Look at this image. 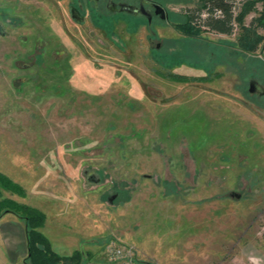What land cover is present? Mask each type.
Segmentation results:
<instances>
[{
	"label": "rangeland",
	"instance_id": "rangeland-1",
	"mask_svg": "<svg viewBox=\"0 0 264 264\" xmlns=\"http://www.w3.org/2000/svg\"><path fill=\"white\" fill-rule=\"evenodd\" d=\"M148 1L167 17L0 0V172L19 189L0 199L39 208L81 264L109 241L152 264H264V94L247 82L264 87V4L231 0L229 34L193 37L174 25L206 0Z\"/></svg>",
	"mask_w": 264,
	"mask_h": 264
},
{
	"label": "trees",
	"instance_id": "trees-1",
	"mask_svg": "<svg viewBox=\"0 0 264 264\" xmlns=\"http://www.w3.org/2000/svg\"><path fill=\"white\" fill-rule=\"evenodd\" d=\"M264 4V0H262ZM231 0H206L204 7L206 15H191L189 19L182 23H176L174 26L183 34L197 37L199 26H193L196 23L204 26L207 30L222 34H229L232 29V14L235 6ZM215 12H218L216 15ZM256 37V36H255ZM254 37V38H255ZM255 45L254 43H250ZM250 45V46H251ZM1 189L18 193V185L0 172V192ZM11 212L21 217L25 222L27 256L26 264H81L83 255L80 251L74 250L71 254L57 253L49 243V239L41 232L45 222V214L39 208L19 203L11 198L0 199V215L4 212Z\"/></svg>",
	"mask_w": 264,
	"mask_h": 264
},
{
	"label": "flooded vegetation",
	"instance_id": "flooded-vegetation-1",
	"mask_svg": "<svg viewBox=\"0 0 264 264\" xmlns=\"http://www.w3.org/2000/svg\"><path fill=\"white\" fill-rule=\"evenodd\" d=\"M102 1L104 2V6L107 8V11H110V12H118V13L125 12V13H129V14H133L134 16H135V14L142 15L148 21V18L146 15H144L142 13H135L134 9L138 8L140 6V4H142L143 7L145 9H147V11L150 14V21L152 20V18L155 15L160 16V13L155 12V10H156L155 6L157 4L154 2H150L148 0H138L137 5H135V0H132L130 2H128L127 0H96L97 4L102 2ZM98 6H99V4H98ZM71 8L74 9V11H73L74 15H72V17L74 19H76L77 21L81 20L83 16H82V13L80 12V9L77 7H71ZM160 8H162V7H160ZM70 11H71V9H70ZM163 11H164V17L163 18H166L167 17L166 12L164 9H163ZM247 82L249 85L250 92L251 91H253V92L258 91L259 94H264V87H261V85H259V83L257 81H255V78H249V81H247Z\"/></svg>",
	"mask_w": 264,
	"mask_h": 264
},
{
	"label": "built area",
	"instance_id": "built-area-1",
	"mask_svg": "<svg viewBox=\"0 0 264 264\" xmlns=\"http://www.w3.org/2000/svg\"><path fill=\"white\" fill-rule=\"evenodd\" d=\"M85 264H152L139 258L137 249L117 241L107 242L102 250L101 260L87 261Z\"/></svg>",
	"mask_w": 264,
	"mask_h": 264
},
{
	"label": "crops",
	"instance_id": "crops-1",
	"mask_svg": "<svg viewBox=\"0 0 264 264\" xmlns=\"http://www.w3.org/2000/svg\"><path fill=\"white\" fill-rule=\"evenodd\" d=\"M8 230L9 232L13 233V235L9 237V239L11 240L10 242H12L11 245L9 246L10 247L9 254H7L9 257V264H22L18 262V256H20L21 254L19 250L26 251L27 253L25 224L13 222L5 227V231H8Z\"/></svg>",
	"mask_w": 264,
	"mask_h": 264
},
{
	"label": "water",
	"instance_id": "water-1",
	"mask_svg": "<svg viewBox=\"0 0 264 264\" xmlns=\"http://www.w3.org/2000/svg\"><path fill=\"white\" fill-rule=\"evenodd\" d=\"M155 12L156 13H160V16H161V18H163L164 17V11H163V8H160V6L159 5H156L155 6ZM135 10V13H142V14H144V15H146L147 16V18H148V22L150 21V14H149V12L147 11V9H145L144 7H143V5L142 4H140V6L138 7V8H135L134 9ZM74 9L73 8H71V15H74Z\"/></svg>",
	"mask_w": 264,
	"mask_h": 264
}]
</instances>
